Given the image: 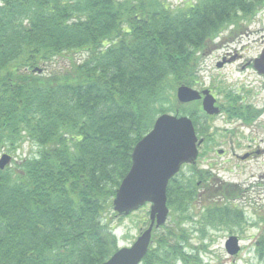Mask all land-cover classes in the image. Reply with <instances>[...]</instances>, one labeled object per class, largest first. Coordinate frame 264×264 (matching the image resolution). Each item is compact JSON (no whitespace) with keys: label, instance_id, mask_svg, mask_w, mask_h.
Here are the masks:
<instances>
[{"label":"trees","instance_id":"1","mask_svg":"<svg viewBox=\"0 0 264 264\" xmlns=\"http://www.w3.org/2000/svg\"><path fill=\"white\" fill-rule=\"evenodd\" d=\"M263 6L0 0V151L37 148L0 170V264H102L118 251L112 201L134 146L167 113L188 117L196 131L198 104L182 107L176 89L193 87L200 51ZM66 57L65 69L34 71ZM205 179L176 190L179 206ZM256 251L264 257V235ZM154 259L149 247L142 264Z\"/></svg>","mask_w":264,"mask_h":264},{"label":"rangeland","instance_id":"2","mask_svg":"<svg viewBox=\"0 0 264 264\" xmlns=\"http://www.w3.org/2000/svg\"><path fill=\"white\" fill-rule=\"evenodd\" d=\"M165 2L171 8H177L194 3L195 0H165ZM256 17L257 21L253 23L238 21L239 25L248 27V32L231 34L233 43L225 38L228 31L226 29L218 36V38H225L221 43L218 39H214L210 42L211 48L206 50L204 56L201 51L197 54L198 58L203 60L202 62L200 60L199 67L205 70L204 72L202 70L200 74V82L203 85L200 89L211 88L213 94L219 97L221 106L229 107L227 98L230 97V99L234 98L235 105H238L235 94L239 92L237 88L240 89V87H251L253 93L247 95V99L257 107L264 106V79L257 78L249 69L241 70L243 63L257 57L264 43V12L257 14ZM225 45L230 52L225 50ZM226 53L239 55L242 59L216 69L215 64ZM67 57L57 59L50 67H37L41 70L40 73L37 72L38 75L46 77L51 68H67L70 63ZM78 59L80 55L74 57L75 61ZM190 107L187 110L192 112L196 105ZM196 109L198 111L196 117L201 118L200 113L203 111L199 104ZM167 114L173 115L172 113ZM203 116L205 118V115ZM223 121L215 117L206 122H196L201 123L199 124L201 128L196 127L197 136L205 139L207 134L209 135L206 137L207 141L203 148L206 152L199 155L194 165L183 166L173 179L170 202L167 205L169 211L167 221L162 228L154 231L151 238L150 250L154 260L157 261L156 264H161V262L164 264H264V257H259L256 251L264 235V156L257 163H249L247 165L249 169L237 178L240 181L247 180L245 192L219 189L213 183L211 176L209 179L204 178V172L211 174L210 170L213 168L210 166L213 164L220 163L230 168L227 164L229 162L228 146L225 145L228 141L222 144L227 137L222 135L225 128ZM214 130L221 131L219 138L214 136ZM242 132L245 137L243 142L246 143L252 135L245 129ZM255 138L258 140L264 138V133ZM257 144L254 143L255 147ZM257 147L262 152L264 151V144H259ZM218 150L226 151V156L221 159L217 158ZM36 153L37 148L25 142L13 154L1 150L0 156L3 154L10 156L9 167L12 168L14 161L17 164L21 159L35 156ZM249 175H252V178H249ZM217 177L223 181L231 179L228 173H220ZM204 179L207 186L204 189H197L192 199L185 201L182 207L179 206L180 199L176 190L182 188L186 193L188 186L203 182ZM149 207L145 205L128 216H117L113 221L112 234L117 239L118 249L130 247L148 228ZM229 237H236L239 241L240 250L236 256H229L224 249V244Z\"/></svg>","mask_w":264,"mask_h":264},{"label":"water","instance_id":"3","mask_svg":"<svg viewBox=\"0 0 264 264\" xmlns=\"http://www.w3.org/2000/svg\"><path fill=\"white\" fill-rule=\"evenodd\" d=\"M220 66V65H218ZM253 67L258 75L264 76V48L254 60ZM35 72H41L35 69ZM180 105L201 100L203 113L218 114L215 99L207 92L198 93L186 86L175 92ZM198 142L192 122L187 117L163 114L156 118L151 130L134 146L131 165L122 179L112 201L113 212L128 216L145 205H149V226L136 241L127 248H120L102 264H140L150 246L153 229L162 227L168 217L166 191L168 183L184 165H194L198 156ZM11 157H0V170L10 165ZM236 237H229L224 249L229 256L240 250Z\"/></svg>","mask_w":264,"mask_h":264},{"label":"flooded vegetation","instance_id":"4","mask_svg":"<svg viewBox=\"0 0 264 264\" xmlns=\"http://www.w3.org/2000/svg\"><path fill=\"white\" fill-rule=\"evenodd\" d=\"M262 12H264V6L262 7V9H260L259 12H257L254 16L248 18L247 21H245V22L253 23L254 21H257V17H256L257 14L262 13ZM226 29L228 31H227V36L225 38H227L228 40H231L232 43L234 41L230 37L231 34H233L235 32H238V34L248 32V27H245L243 25H239V26L230 25ZM235 35L237 36V34H235ZM218 36L215 39H218L219 42L221 43L225 38H222V37L218 38ZM210 46H211V44L208 45L206 48H204L201 51L203 56H204L206 50L208 48H211ZM224 48H226L225 50H227V52H230L227 49L226 45ZM263 48H264V43H263L262 48H261L259 54L257 55V57L253 58V59H249L245 63H243L241 65V70L249 69L251 72L254 73V75L257 78L264 79V76L258 75L257 72L255 71L254 67H253L254 60H256L259 57ZM221 49H223V47H221ZM201 59L202 58H196L195 59V61H196V66L194 69L195 81H194V85H193V87H191V89L197 91L198 93H202L204 91H207L215 99V105L214 106L216 108H218V114L215 116H206L203 112H201L200 114L202 115V117L201 118L196 117V122L197 121L206 122V121L214 119L215 117H216V119L221 118L222 120H224L223 121V123H224L223 127H225L224 133L222 134L221 131L214 130L213 134L217 138H219V136L221 134L227 136L223 140L222 144H225L228 141L225 145L228 146L229 154H227L226 151L218 150L216 152L217 153L216 155H217V158L221 159L222 157L226 156V154H227V156L229 158V162L227 164L230 165L229 169L227 168V165L220 164V163H216V164H213L211 166L209 165L211 168H213V170L211 169L210 170L211 174H208V175L213 178V183H215V185L219 189L226 188L230 192H236L237 191L239 193H242V192L246 191L244 188H245V185L247 184V180L246 181H240L237 178L239 177V175L244 174L245 171L247 169H249V166H247L249 163H252V162L257 163L259 161V159L262 156H264V151L262 152L259 149V147H257L259 144H264V138H260L259 140L255 138V136H261V133L262 134L264 133V119H263L264 118V106L257 107L256 105L252 104V102H250L247 99L248 98L247 95H251L253 93L251 87L250 88L240 87V89L237 88L239 90V92H237L235 94L236 95L235 99H236V101L238 100V102H239L238 105L229 106V107L221 106V102L219 101V97L217 95L213 94L211 88H208V89L205 88L202 90L200 89L201 87H203L202 83L200 82V74H201L202 70H203V72L205 71L204 68L199 67V64L203 61ZM239 59H242L239 55L234 56L232 53L231 54L226 53L218 60L219 62L217 61V63L215 64V67H216V69H221L224 66H226L227 64H230V63H232L236 60H239ZM200 60H201V62H200ZM218 65H220V66H218ZM239 93H241L240 96H239ZM191 104H199L201 107V100L197 101V102H193ZM203 115H205V118ZM196 124H197V127L201 128V126H199V124H201L200 122H198ZM244 129L248 130L250 132V134L252 135V137H249L247 139L246 143L243 142L245 137H244V135H243L244 133L242 131ZM195 134H196L198 142L201 141V143L199 145H197L198 157H199V155H203L206 152L205 150L203 151V148H204L205 142L207 141L206 137H209V135L207 134L205 139H203V138H199L197 136V133H195ZM228 137H229V139H228ZM254 143H258L256 145V147H255ZM240 152H242V153H240ZM220 173H224V174L228 173L229 176L231 177V179L229 181H223L221 178L217 177V176H220ZM249 178H252V175H249ZM249 186H251V185H249Z\"/></svg>","mask_w":264,"mask_h":264}]
</instances>
